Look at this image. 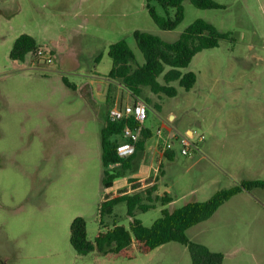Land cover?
Segmentation results:
<instances>
[{
  "label": "rangeland",
  "instance_id": "obj_1",
  "mask_svg": "<svg viewBox=\"0 0 264 264\" xmlns=\"http://www.w3.org/2000/svg\"><path fill=\"white\" fill-rule=\"evenodd\" d=\"M214 1L223 8L203 10L185 1L183 21L163 31L147 0H0V256L7 264H192L188 248L175 242L155 249L134 243L119 254L85 256L70 243L77 217L85 219L92 242L112 226L108 217L101 224L99 214L106 194L101 135L110 84L115 102L134 98L108 78L109 50L125 40L133 68L144 64L136 30L173 42L203 19L232 36L198 52L183 70L197 76L189 91L178 82L172 83L173 97L142 88L145 127L152 132L142 168L157 164L167 142L173 141L175 158L164 159L155 192L168 193L172 202L136 211L134 218L151 226L164 209L207 201L244 180H264V0ZM156 7L164 18L175 16V9ZM23 34L53 50L55 63L12 60ZM64 55L71 58L64 66L74 71L62 74ZM173 135L187 137L198 150L181 155ZM113 218L130 229L133 218L124 202ZM187 234L222 253L223 264H264V189L242 191Z\"/></svg>",
  "mask_w": 264,
  "mask_h": 264
},
{
  "label": "trees",
  "instance_id": "obj_2",
  "mask_svg": "<svg viewBox=\"0 0 264 264\" xmlns=\"http://www.w3.org/2000/svg\"><path fill=\"white\" fill-rule=\"evenodd\" d=\"M185 1H190L196 8L203 10L223 8L214 0H147V8L151 18L161 30L171 31L184 19ZM156 4L166 11L175 9V16L173 18L160 16ZM231 36V33L221 32L203 19L194 21L180 38L173 42H167L149 32L136 30L134 38L144 56V64L136 69L133 68V52L127 42L121 40L110 45L109 57L112 60V68L108 78L112 82H118L124 90L136 96H140L143 87H148L153 94L176 96L177 90L172 83L178 82L186 91L192 89L196 83L197 76L193 71L183 72L189 67L194 56L202 50L218 47L221 40L230 39ZM40 48L42 47L32 36L23 34L16 39L10 56L17 62H33ZM159 77H162V82L158 80ZM63 80L67 86H71L66 77H63ZM115 88L116 86L111 83L107 94L108 108L115 102ZM103 124L102 186L106 190L119 180L131 179L141 170L142 163L147 157V141L151 138L152 132L144 127L135 154L130 158L121 159L117 154L118 136L126 125L133 126V122L123 120L112 123L108 120L107 111ZM165 157L172 161L175 152L166 151ZM110 165L114 167L111 168ZM256 188L264 189V180H244L240 185L217 191L207 201L189 202L173 212L164 209L162 216L151 226H144L134 218L136 211H148L155 208L158 203L164 206L172 202V197L168 193L156 195L157 186H154L145 194L118 197L102 202L99 208L100 222L104 224V219L108 217L112 226L105 232L99 233L94 242L88 239L85 219L75 218L71 224L70 243L79 255L85 256L94 251L101 254H119L134 243L142 244L147 249H155L175 242L188 248L192 264H223L225 257L222 253L214 252L207 246L192 241L187 231L210 219L221 206L242 191H252ZM123 202L127 206V214L133 218L130 229L118 225L113 218L114 208Z\"/></svg>",
  "mask_w": 264,
  "mask_h": 264
},
{
  "label": "built area",
  "instance_id": "obj_3",
  "mask_svg": "<svg viewBox=\"0 0 264 264\" xmlns=\"http://www.w3.org/2000/svg\"><path fill=\"white\" fill-rule=\"evenodd\" d=\"M34 62L43 63L45 65L54 64L55 55L53 50L48 47L38 49L35 54ZM129 93L134 98L132 102L123 104L116 101L108 108V120L110 122L115 123L123 120L133 122V126L126 125L118 136L117 154L121 159L130 158L135 154L136 145L147 119V105L145 101L141 97L133 95L131 92ZM171 139H179L180 153L183 156H188L191 151L198 150L197 144L190 141L187 137L173 135ZM173 147V141L167 142L165 146L158 151L159 158L157 164L151 165V169L147 174L141 177H135L133 175L131 179L125 178L116 182L111 188L106 189L103 202L118 197L145 194L152 187L158 186L159 177L163 169V161L167 159L165 153L166 151H173ZM110 167L113 168L114 165H110Z\"/></svg>",
  "mask_w": 264,
  "mask_h": 264
},
{
  "label": "crops",
  "instance_id": "obj_4",
  "mask_svg": "<svg viewBox=\"0 0 264 264\" xmlns=\"http://www.w3.org/2000/svg\"><path fill=\"white\" fill-rule=\"evenodd\" d=\"M65 56V55H64ZM15 62H17V61H15ZM55 63V62H54ZM61 65H62V68H59L58 67V71H60L62 74H65V73H67V72H69V71H74V68H66L65 66H64V62H61L60 63ZM187 133H188V135H189V131H187ZM152 150H154V151H156V149H152ZM159 153V152H158ZM147 154H148V152H147ZM155 154H156V152L154 153L153 152V159H157V157H159L158 155H157V157L155 156ZM149 155V154H148ZM156 157V158H155ZM148 171H149V169L148 170H145L144 168H141V170L137 173V174H135L134 176L135 177H141V176H143V175H145V174H147L148 173ZM122 182H124V181H122Z\"/></svg>",
  "mask_w": 264,
  "mask_h": 264
},
{
  "label": "flooded vegetation",
  "instance_id": "obj_5",
  "mask_svg": "<svg viewBox=\"0 0 264 264\" xmlns=\"http://www.w3.org/2000/svg\"><path fill=\"white\" fill-rule=\"evenodd\" d=\"M69 61H71V58L69 59V58L66 57V56H63V57L61 58V62L67 63V62H69ZM0 264H7V261H6L3 257H1V256H0Z\"/></svg>",
  "mask_w": 264,
  "mask_h": 264
},
{
  "label": "water",
  "instance_id": "obj_6",
  "mask_svg": "<svg viewBox=\"0 0 264 264\" xmlns=\"http://www.w3.org/2000/svg\"><path fill=\"white\" fill-rule=\"evenodd\" d=\"M191 131H189V133H190ZM192 133V132H191Z\"/></svg>",
  "mask_w": 264,
  "mask_h": 264
}]
</instances>
